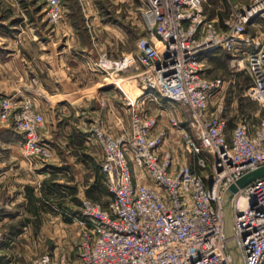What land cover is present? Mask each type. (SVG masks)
<instances>
[{"label":"built area","instance_id":"1","mask_svg":"<svg viewBox=\"0 0 264 264\" xmlns=\"http://www.w3.org/2000/svg\"><path fill=\"white\" fill-rule=\"evenodd\" d=\"M41 1L50 22L61 19V0ZM225 1L230 13L219 24L205 12L206 0H141L144 35L136 50L103 53L90 67L107 78L134 70L142 91L129 102L127 125H91L108 193L104 204L81 200L77 255L45 252L32 264H234L229 241L244 264H264V175L229 199L228 238L223 217L230 185L264 166V0ZM217 51L231 54L235 71H247L244 96L258 105L232 125L222 102H213L225 81L206 75L204 62ZM14 101L0 100V121L22 134L26 156L48 159L43 114L29 100ZM173 133L180 157L166 145Z\"/></svg>","mask_w":264,"mask_h":264},{"label":"rangeland","instance_id":"2","mask_svg":"<svg viewBox=\"0 0 264 264\" xmlns=\"http://www.w3.org/2000/svg\"><path fill=\"white\" fill-rule=\"evenodd\" d=\"M2 1L4 2L3 6L5 7L6 14L13 15L14 18L24 19L22 22L23 27L25 23H27V30L22 34H26V36H33L34 33L39 34L43 41L40 45L45 49L51 46L53 52L55 49L54 44L47 43L49 35H51L50 39L52 40L61 37L62 31L58 29L62 27V21L68 19L74 33L78 34L81 39L80 43L74 47V50L85 52L89 49L94 56V58L92 57L87 61L89 70L90 67L94 65L99 55L103 53L110 58H117L115 57L116 53L122 55L123 53L135 51L138 38L144 35L141 19V0H61L63 14L61 19L55 23L50 22L47 18V9H45V3L41 0H10L12 3H9L7 0ZM216 2H218L217 0L215 4L218 5ZM222 2L224 9L220 11L222 14L220 16L221 24L230 13L228 5L225 4L226 2L224 0H222ZM56 26L58 28L57 31L52 30V28ZM261 26L263 27V24H261ZM112 27H114V29ZM251 31L252 30L249 32ZM55 33L57 34L56 38L54 35ZM16 34L17 32H14L10 35L15 38L17 37ZM112 36L118 40V43H111ZM86 38H88V41ZM37 45V43L32 41L26 42L25 44L17 41V44H14L16 49L19 48L20 51L25 54L27 60H31V64H34L32 54L36 52L38 48ZM112 47H114V49ZM111 50L112 52L114 51L113 55L110 54ZM211 56L213 57L209 55L204 62L206 66V75L211 79L220 77L225 81L222 91L213 99L214 106L222 102L223 113L228 116L230 125H232L240 114L253 111L258 107L256 102L244 96V90L250 84V78L245 69H240L239 71L234 70V66L231 62L232 56L228 52L217 51L211 53ZM237 58L241 60L243 58L242 54L237 55ZM139 70L138 68L136 71ZM134 73V70L132 72H122L116 78L108 77L107 80L116 83L119 88L126 90V92L128 89L125 88V86L131 84L130 86L134 90V96L135 94L139 95L142 90L141 84L132 77ZM39 77L43 78L44 76L40 74ZM71 77L72 80H77L78 78L76 75ZM90 77L92 76L90 75ZM83 78H85V80L87 79V77ZM91 81L95 83L96 80L90 79V82ZM82 82L85 83L84 80ZM88 94H90L89 96L91 97L95 92L92 91ZM5 97H10L18 104L23 100H29L34 109L42 113L40 111L41 109L35 105L34 99L30 95L25 94V92L22 96L18 97L4 92L0 93V100ZM131 97L132 100H134L133 95H131ZM93 101L94 100L91 99L90 102H86L83 108L90 111L96 110L91 113L94 122H105V120L98 117V111L95 109ZM146 106L148 105L146 104ZM153 106H155L154 103ZM55 108L57 116H60V120L56 122V129L54 131L55 138L53 140V146L58 156L56 163H60L63 166L67 164L69 168L67 173L63 172L61 175L56 176L62 177V182H68V189L72 192L73 196L70 202L66 204L61 196H57L58 202L54 205L56 209L49 207L51 211L50 216H44L35 221V224H38V228L36 229V233H32L31 235L8 236L3 234L0 225V264H32V261L38 255L45 252L53 256L55 255L56 258L61 257L63 254L65 256H70V258L75 257L77 255V246L81 231L79 220H83L82 199L76 196L79 187L83 188L86 195V190L96 182L97 186L93 188L91 197L87 195L86 197L102 204L106 202L108 192L99 168L100 155L93 145H85L83 142L81 132L83 125L80 122L81 111L78 110V112H75L74 109L64 108L61 105ZM67 109L69 111H67ZM177 111L182 114L181 116L185 117L184 114L186 113L184 110L179 108ZM43 117L44 121L42 127H45L48 121L44 114ZM66 123H68L72 129H64ZM19 134L15 136V140L20 141V143L18 142V144L15 145H9L7 143V138L0 135V163L14 164V171H10L4 178H2L0 174V203L6 199V190L8 186L15 182L16 176L22 177L25 175L23 168L20 167L17 171L14 169L17 167L16 165L18 162H22V159L18 158L19 147H21L24 157L26 156L22 146L23 136ZM66 142L70 144V147H64ZM180 143L181 139L173 133L172 138L167 140L166 145L172 148L173 152L180 157L182 154ZM62 146L66 154L62 153ZM184 155L187 158L186 160L191 161L192 156L190 154L186 153ZM31 161L34 163L33 159ZM25 162L29 164L26 159ZM13 225L15 227L17 226L16 224ZM226 234H230L228 216Z\"/></svg>","mask_w":264,"mask_h":264},{"label":"crops","instance_id":"3","mask_svg":"<svg viewBox=\"0 0 264 264\" xmlns=\"http://www.w3.org/2000/svg\"><path fill=\"white\" fill-rule=\"evenodd\" d=\"M7 1L12 3L10 0ZM215 1L206 0L205 12L221 24L220 16L222 14L220 11L224 9L223 2L222 0H217L218 2L216 3L218 5H216ZM230 1L237 3L243 0ZM3 4L4 2L0 0V93L4 92L18 97L25 92V94L30 95L34 99L35 105L41 109L40 111L47 117L48 121L47 126L45 125V127L43 126L40 129V137L50 146V157L48 159L34 157L32 158L34 160L33 163L31 158L24 157L21 147H19L18 158L22 159V162H18L17 167L14 169L17 171L20 167L23 168L25 175L22 177L16 176L15 182L8 186L6 190V199L0 203V225L3 234L31 235L36 233L38 228V224H35L34 220L50 216L49 207L55 208L54 205L58 202L57 196H61L65 204L70 202L73 196L68 189V182H62V177L56 176L61 175L63 172L67 173L69 168L67 164L63 166L60 163H56L58 156L53 146V140L55 138L56 122L60 120V116H57L55 107L61 105L64 108L74 109L75 112L81 111L80 122L83 125L81 129L83 142L85 145H93L100 155L99 148L90 134V125L94 122L91 113L96 110H85L83 108L84 104L93 99L94 107L98 111V117L105 120L106 125L111 130L116 131L122 124L127 125L129 123L131 95H133V99H136L142 90L139 95L135 94L134 96L131 84L128 85L129 87L125 86L128 89L126 92V90L119 88L116 83L108 81L107 77L91 69L90 71L87 61L92 57L94 58V56L89 49L85 52L74 50V47L80 43L81 39L78 34L74 33L68 19L62 21V27L59 29L57 26L52 28L55 31L57 29L62 31V35L58 39L52 40L50 39L51 35H49L47 43L54 44L55 49L53 52L51 46L45 49L40 45L43 41L39 34L34 33L33 36L22 34L27 30V23L23 27L22 22L24 19L14 18L13 15L6 14ZM112 28L114 29V27ZM14 32H17V37H20V35L21 37H11L10 34ZM54 35L56 38L57 34L55 33ZM86 40L88 41V38ZM17 41L22 44L30 41L38 44L36 52L32 54L34 64H31V60H27L25 54L19 48H15L14 44H17ZM114 42L118 43V40L112 36L111 43L113 44ZM112 48L114 49V47ZM113 52L111 50L110 54L113 55ZM119 56L120 54L116 53L115 57ZM210 57L213 56L210 55ZM40 74L44 77L40 78ZM74 75L80 79L72 80L71 76ZM83 77H87V79L85 80ZM90 79L96 80L95 83L93 81L90 82ZM83 80L85 83L82 82ZM92 91L95 94L90 97L88 93ZM145 107L152 110L155 106H153L152 102H146ZM67 111L69 110L67 109ZM64 129L70 130L72 127L66 123ZM18 134L19 132L13 128L11 123L0 121V135L7 138L9 145L20 143V141L15 140V136ZM64 145V147H70L67 142ZM61 150L63 154H66L63 146ZM24 158L29 164L25 162ZM13 165L5 164L4 162L0 163L2 178L8 175L10 171H14ZM27 187L33 188V195L39 197V200L35 203L38 208L36 214L30 210V202L26 195ZM76 196L81 199L86 197L82 187H79ZM40 204H43V209ZM23 220L27 221L24 222ZM13 224L17 226L15 227Z\"/></svg>","mask_w":264,"mask_h":264},{"label":"water","instance_id":"4","mask_svg":"<svg viewBox=\"0 0 264 264\" xmlns=\"http://www.w3.org/2000/svg\"><path fill=\"white\" fill-rule=\"evenodd\" d=\"M264 175V166L258 167L254 170L249 171L245 175H243L241 178H239L235 184L230 185L229 187V195L227 198V201L223 205V217H224V234L225 237L228 238L232 235V214H231V209L229 207V199L231 198L232 194L237 191L239 187L244 186L251 180L258 178L260 176ZM227 216L230 222V234H226V225H227ZM229 251L232 255V259L234 264H244L243 259L241 256V253L239 252V249L235 245L233 241H229L227 244Z\"/></svg>","mask_w":264,"mask_h":264},{"label":"trees","instance_id":"5","mask_svg":"<svg viewBox=\"0 0 264 264\" xmlns=\"http://www.w3.org/2000/svg\"><path fill=\"white\" fill-rule=\"evenodd\" d=\"M103 175V174H102ZM104 179V178H103ZM95 186H97V184H96V182L95 183H93L91 186H90V188H88L87 190H86V195L88 196V197H91V193H92V191H93V188L95 187ZM26 195L28 196V200H29V202H30V210L33 212V213H35L36 214V212H37V206H36V201H38L39 200V197H35L34 195H33V188H31V187H27L26 188ZM40 207L43 209L44 207H43V204H40ZM38 219L36 218L35 220H34V222L35 221H37ZM24 222H26L27 220H23ZM7 235V234H6ZM14 236L12 233H10L8 236Z\"/></svg>","mask_w":264,"mask_h":264}]
</instances>
